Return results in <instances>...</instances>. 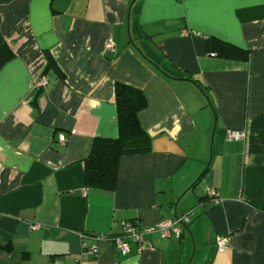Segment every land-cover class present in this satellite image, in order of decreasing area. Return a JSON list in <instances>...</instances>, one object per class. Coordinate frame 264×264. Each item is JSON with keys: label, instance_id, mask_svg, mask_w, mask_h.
<instances>
[{"label": "crops", "instance_id": "crops-1", "mask_svg": "<svg viewBox=\"0 0 264 264\" xmlns=\"http://www.w3.org/2000/svg\"><path fill=\"white\" fill-rule=\"evenodd\" d=\"M0 30L14 53L0 69V264H264V0H0ZM116 82L144 94L150 151L120 158L112 191L85 187L92 139L117 136ZM183 214L179 238L152 232L124 256L81 244Z\"/></svg>", "mask_w": 264, "mask_h": 264}, {"label": "trees", "instance_id": "trees-1", "mask_svg": "<svg viewBox=\"0 0 264 264\" xmlns=\"http://www.w3.org/2000/svg\"><path fill=\"white\" fill-rule=\"evenodd\" d=\"M207 49L222 58L246 57L244 50L214 38L207 40ZM44 55L46 67L57 69L49 51H45ZM13 56V50L0 30V69ZM114 87L117 136L94 137L83 159L84 186L108 191L115 188L120 158L146 154L150 151L151 143L138 117L146 104L143 92L121 82H116Z\"/></svg>", "mask_w": 264, "mask_h": 264}, {"label": "built area", "instance_id": "built-area-1", "mask_svg": "<svg viewBox=\"0 0 264 264\" xmlns=\"http://www.w3.org/2000/svg\"><path fill=\"white\" fill-rule=\"evenodd\" d=\"M113 42L108 41L106 43V47L109 49L113 48ZM48 84V79L45 77H39L36 81L35 85L36 88L39 89L40 87H45ZM246 132L244 130H238V129H227L225 131V138L228 140H239V139H245ZM59 141L64 142L65 136L60 135ZM207 193L211 197L212 201L214 203L218 202V198L215 197V193L212 189H207ZM190 215L189 214H183L175 219H164L160 223H158L156 226H151L147 228L139 227L138 224H136L133 221H124L122 223L121 231L119 234H116L112 237H108V235L103 234H92V233H82L80 235L81 238V244L84 250L89 252L92 255H96L97 253V247L92 245H87L86 240L92 239V240H104L109 239L112 241L114 247L116 250L122 255H127L130 250V243H135L138 247H143L148 244V241L145 238L146 234H150L152 232H157L161 238L167 239V238H179L187 224L190 222ZM39 227V224H34L31 226V229H37ZM215 245L218 251H222L227 247V238L222 235H217L215 237Z\"/></svg>", "mask_w": 264, "mask_h": 264}, {"label": "water", "instance_id": "water-1", "mask_svg": "<svg viewBox=\"0 0 264 264\" xmlns=\"http://www.w3.org/2000/svg\"><path fill=\"white\" fill-rule=\"evenodd\" d=\"M193 254V253H192ZM192 257V256H191ZM54 264H61V258H58L55 262H54Z\"/></svg>", "mask_w": 264, "mask_h": 264}]
</instances>
